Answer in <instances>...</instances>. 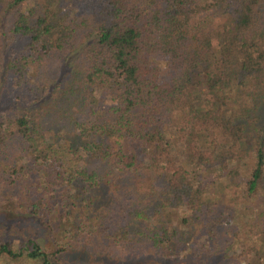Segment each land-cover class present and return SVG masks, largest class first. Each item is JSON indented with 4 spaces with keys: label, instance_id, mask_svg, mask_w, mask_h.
Instances as JSON below:
<instances>
[{
    "label": "trees",
    "instance_id": "obj_1",
    "mask_svg": "<svg viewBox=\"0 0 264 264\" xmlns=\"http://www.w3.org/2000/svg\"><path fill=\"white\" fill-rule=\"evenodd\" d=\"M7 67L0 263L264 264V0H0Z\"/></svg>",
    "mask_w": 264,
    "mask_h": 264
},
{
    "label": "rangeland",
    "instance_id": "obj_2",
    "mask_svg": "<svg viewBox=\"0 0 264 264\" xmlns=\"http://www.w3.org/2000/svg\"><path fill=\"white\" fill-rule=\"evenodd\" d=\"M8 62H5V64L7 65ZM8 67L7 69H0V89H2L3 85L5 83H9L10 77H9V73H8ZM36 236H38V238L41 240L42 238L44 239H48V234L47 233H40V231H37ZM128 242L125 243V245H127ZM212 248V246H211ZM209 248V249H211ZM224 248V247H222ZM81 250H83L82 248H78V249H74L72 251L71 257L68 258V262L71 263H77L80 261L84 260H88V263L91 264H96L98 263L97 261H95V254L94 253H89L88 251L83 250V252H81ZM212 250V249H211ZM133 253L134 250L129 249L128 245L125 247V249H123L121 251V253L117 254L118 256H122L124 258H130L131 256L133 257ZM218 253V251H216V254ZM213 255V254H212ZM226 256L230 254H225ZM117 256V258H119ZM233 258H235V253H233ZM212 257V256H210ZM163 257L161 256H156V255H152V254H148V255H144L140 258H135L134 260H130L131 263L130 264H198L196 262V259L198 258L197 256L193 255L192 252H190L188 249H184L183 253L179 254L178 256H176L175 258H168V259H162ZM120 259V258H119ZM123 262V261H121ZM119 262V263H121ZM219 262V261H216ZM225 263L227 264H234L233 260H229L227 259L225 261ZM0 264H7V263H0ZM127 264V263H126Z\"/></svg>",
    "mask_w": 264,
    "mask_h": 264
}]
</instances>
